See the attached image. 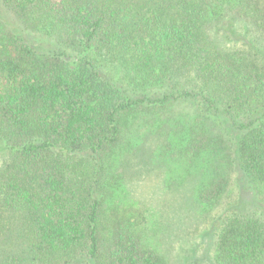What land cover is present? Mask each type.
<instances>
[{
    "label": "trees",
    "instance_id": "obj_1",
    "mask_svg": "<svg viewBox=\"0 0 264 264\" xmlns=\"http://www.w3.org/2000/svg\"><path fill=\"white\" fill-rule=\"evenodd\" d=\"M154 140L190 196L170 247L200 212L206 257L167 258L121 198ZM206 260L264 264V0H0V264Z\"/></svg>",
    "mask_w": 264,
    "mask_h": 264
},
{
    "label": "rangeland",
    "instance_id": "obj_2",
    "mask_svg": "<svg viewBox=\"0 0 264 264\" xmlns=\"http://www.w3.org/2000/svg\"><path fill=\"white\" fill-rule=\"evenodd\" d=\"M160 147L162 148L159 149ZM141 149L142 153L135 155L130 168L127 169L130 175H142L137 184L139 187L134 188L137 192H132L129 197H120L127 207H130V211H133V216H138L141 220L143 217L147 218L144 225L147 232L146 239L152 247L157 248L167 258L174 261L182 255L187 256L192 262L200 257H206L214 241V224L219 220L211 222L200 212L195 213V216H198L196 219L199 231L194 235H184L182 244L179 243L180 251L170 247L174 237L166 233L168 222L171 219L187 220L188 216L177 210L175 206L185 203L184 196L187 195L190 198L189 192L185 195L167 189V186L171 184H173L172 188L175 187L177 185L175 182L180 183L182 180L180 176L185 172L181 158L174 151V144L164 146L154 140L143 145ZM127 189L126 185V191ZM177 191H179L178 188ZM191 215L194 216V213ZM205 263L207 264L208 261L206 260Z\"/></svg>",
    "mask_w": 264,
    "mask_h": 264
}]
</instances>
